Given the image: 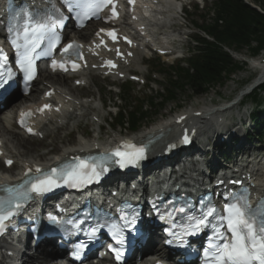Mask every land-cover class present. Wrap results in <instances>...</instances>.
Listing matches in <instances>:
<instances>
[{
    "label": "snow or ice",
    "instance_id": "1",
    "mask_svg": "<svg viewBox=\"0 0 264 264\" xmlns=\"http://www.w3.org/2000/svg\"><path fill=\"white\" fill-rule=\"evenodd\" d=\"M130 3H134L135 0H129ZM64 3L68 6L69 11L74 9H80L81 4L79 0H64ZM108 5H111V16L107 19H116L118 18V12L116 11L115 0H89V2L84 6L85 11H77V17L81 19V26L83 19H90L92 16H98V14ZM53 13L59 12V9H56L53 5ZM60 23L63 22V17L59 19ZM101 32L107 31L101 29ZM44 33L50 34L51 39L49 51L41 53L42 55H50L51 49H54L60 41V36L54 31V24L52 27H49L48 23L38 22L34 28H25L24 29V50L19 59V65L21 69L26 74L27 80L31 81L35 78V56L34 53L36 48L39 46L36 41L40 39V36ZM99 35V32L97 33ZM108 35L117 39L116 30L113 29L108 31ZM125 39H127L125 37ZM131 43V41H128ZM103 43V41H102ZM12 44L19 48L20 45L17 44V40L13 39ZM82 46L79 44L69 43L64 46L62 51L67 53L70 49L75 48L77 54L82 57V54L79 53V49ZM117 54L120 55L119 50ZM0 56L6 58L2 50H0ZM106 64L115 67L112 61H106ZM57 66L64 68L63 62L53 60L52 67L55 69ZM73 69H76L78 65L73 64ZM8 75L11 76V69L8 70ZM7 81H5L6 83ZM3 85L0 84V87ZM46 95H51V92L46 93ZM50 105H44L39 111H44V109L50 108ZM31 115V113H22L21 114V124L25 123L24 117ZM180 119H184L180 117ZM28 131H32L31 128ZM184 142H188L187 135L184 137ZM129 151H121L118 147L111 154H108L104 157V160L110 159L112 156L120 157V159L115 162L120 165V167H126L128 164H135L140 159L143 158L144 148H137L135 145L130 142H125L124 145ZM78 162L75 164H69L63 168L57 169L52 168L50 172L45 173L43 178L36 179L35 182H29L25 180V184L30 183V188L27 189L24 193H18V195L27 196V192L43 193L51 191L55 187H59V181H63L64 184H69L72 186H80L82 184L92 183L93 181H98L101 175L104 172H107V167H101L99 170L95 160L89 163L85 160L77 158ZM8 165H11L13 161H6ZM31 169H28L30 172ZM28 172L25 173V176L28 175ZM36 172H41L39 167L36 168ZM235 183V182H234ZM8 192H15L14 188H7ZM244 197H240L236 203H231L225 206V211L228 213L227 216H221V221L227 222V229L231 234V239H228L227 233H217L219 239L222 241L219 245H210L209 249L205 250V257L209 258V264H264V223H261L259 226L256 225L254 215L251 213L250 206L247 203H240V200H243ZM14 200L10 198L8 201L0 200V230L3 229V223L9 218L13 213L11 206L13 205ZM5 204L8 205V208H5ZM17 208L19 204L15 205ZM183 211V209H181ZM215 209H209L207 212L208 216H211ZM205 219H198L194 225L197 231L205 225ZM223 226V224L221 225ZM98 231V228H93L92 233L94 234ZM112 235L116 238V243L123 246L124 236L123 231L116 225H112L110 228ZM86 245H79L77 250L73 253L76 258H79L80 252ZM111 247V246H110ZM116 254V259L119 261L123 257V250L121 248H112L111 249Z\"/></svg>",
    "mask_w": 264,
    "mask_h": 264
},
{
    "label": "trees",
    "instance_id": "2",
    "mask_svg": "<svg viewBox=\"0 0 264 264\" xmlns=\"http://www.w3.org/2000/svg\"><path fill=\"white\" fill-rule=\"evenodd\" d=\"M208 14L209 20L201 29L211 40L197 38L195 53L185 60L187 67L176 65L159 69L166 77L163 92L147 100H136L137 105L130 109H122L114 119L118 127L136 131L159 115L167 103L175 102L181 92L190 91L197 96L223 85L231 74L243 69L242 63L233 60L231 52L249 48L256 54L264 50V0H213ZM261 89L264 90V85ZM124 91L129 90L124 88ZM258 95L255 92L253 99ZM130 101L127 104H131ZM144 101L150 110L142 109Z\"/></svg>",
    "mask_w": 264,
    "mask_h": 264
},
{
    "label": "rangeland",
    "instance_id": "3",
    "mask_svg": "<svg viewBox=\"0 0 264 264\" xmlns=\"http://www.w3.org/2000/svg\"><path fill=\"white\" fill-rule=\"evenodd\" d=\"M195 3H197L196 0H192V4ZM198 14L199 13L195 11H192L188 14L185 13L182 16H180V18L174 21L175 25L173 28L174 32L172 33V37L178 39V42H175L176 47L178 48L179 51H182L183 54H185L186 48L188 47L187 34L192 32V23L199 24L197 22ZM254 45L255 43L252 44V46ZM250 55L251 53L249 48H245L240 52H231V56L233 60L237 63L244 62L245 59L249 61ZM257 57H261V54ZM141 70H142L141 72H135V74L139 76L147 77L148 69L145 67V65H142ZM256 74H257L256 70L250 68L249 64H247L246 62L245 65L243 66V70L234 72L233 74L230 75V78L224 82L223 85L215 86L211 88L206 94L196 96L190 94V91L181 92L180 95L177 96L175 102L167 103L164 109L159 113V115H157L155 118L147 120V122H145L146 124H144L141 128H139L135 133L149 129L154 124L171 117L173 114L186 110L190 105H191L190 108H192L194 105L196 106V108H202L203 101L205 102V106L207 107L213 108L212 106H216L215 109L220 108L219 106H222L223 104H227L231 100H233L236 96H239L241 91L244 90L246 86L251 81H253L254 78L256 79V77L258 76V75L256 76ZM152 77H154V79ZM150 78L151 80H149V85H145L144 87H142L141 85L138 86L136 85L134 87L135 90L133 94L135 96L149 97V96H153L156 92L161 90V84L163 83V78L158 74H155V76L149 75V79ZM42 81L44 82V79L38 80L34 88L40 87L43 83ZM121 82L123 81H118L117 83L113 84L111 83L110 80L103 79L100 76H94V83H90L88 86L84 88H76L75 91H69V89L66 90L68 93L74 96H76V94L77 96L78 94L79 96L83 94L84 101H88V100L91 101L99 97V94L97 93V89H98V92L100 91V97L103 100V104H105V106H109V109L101 108L95 111L97 114L96 119L98 120V122H90L87 118H83V119L75 118L74 120L71 121L69 120L70 122L66 121L63 122L62 124L54 123V126L56 128H60L56 133V136L55 135L52 136L53 133H55V131H53L55 128H53L52 129L53 133L49 132L50 134L49 136L44 137L41 140L36 139L28 142L29 145L34 147V151L31 152L32 157L40 161L48 160L53 156H55L58 152H60L63 147L74 145L78 143V141H84V140L88 141L91 137H93V135H95V131L97 130L99 123H102V126H100V130H101L100 139L102 141L116 137L119 132L123 135L124 134L131 135L132 133L127 131V129L117 128L113 130L107 124V119L109 118V116H113V112L116 109V106L118 104L121 105V102H116L114 104V107H112L111 105L113 103L112 97L116 96L114 91L117 90L116 88L121 84ZM71 84L72 82L69 83L68 85ZM68 85L67 87H69ZM36 93L33 94L32 91L33 94L32 96H35ZM25 99L30 100V94ZM206 104H212V106H208ZM9 111L10 108L7 107L0 112V115L3 116L7 113L9 114ZM222 117H224V115ZM8 121L9 123H11V119L9 117H8ZM67 122L69 123L67 124ZM10 128L14 133L17 132L16 129H14L13 124L12 127L10 126ZM0 133L3 135L2 137L4 138V140L7 143H9L10 152L13 155H15V160L19 162V159L16 158V155H18L19 152L23 153L21 152L22 149L21 148L17 149L15 148V146H13L14 143L11 141L12 139L8 134L2 132L1 130ZM45 135H47V131L45 132ZM50 153H54V155L48 157L47 155H50ZM40 154H44L42 158H40V156L39 157L37 156ZM16 170L17 169L15 168H13L11 171L4 170V168H2V165L0 163V173L6 177L14 175Z\"/></svg>",
    "mask_w": 264,
    "mask_h": 264
},
{
    "label": "bare ground",
    "instance_id": "4",
    "mask_svg": "<svg viewBox=\"0 0 264 264\" xmlns=\"http://www.w3.org/2000/svg\"><path fill=\"white\" fill-rule=\"evenodd\" d=\"M165 7H166V14L170 17V16H173L177 13L175 7L173 6V4L170 3L169 0H166L165 1ZM156 7H158L156 5ZM164 7V6H163ZM69 39H72V37H69ZM163 47L164 49H167L169 50L170 47H169V44H166V42L163 43ZM134 54L132 56V58L128 59V65H126L123 68H121L118 73H125L126 71L128 70H137V71H140V64L142 63V54H143V50L140 49V47H136L135 49H132L131 50ZM249 66L251 68H254L256 70H258V76L256 77L255 79V82H258L260 81L261 79L264 78V65H259L257 62H250ZM117 71L113 74V76L117 75L118 74ZM40 76L43 77V79L45 80L46 83H48V87L47 89H50L51 86H54L55 84L56 85H60L62 87L63 90H58V88H56V93L57 95L60 97V103L58 104H64L65 106V103H68V102H71L72 103V106L74 107V110H77V109H84L85 111L88 110V108H93L94 107V104L93 103H90V102H82L80 101L79 103L77 102L78 100V97L77 96H70L71 98H68V99H71V101H69L67 98H66V95H68L67 93H65V90L69 89V90H75V87L74 86H69V88L67 87L68 85V82H67V78L68 76L66 75H57V74H49V73H46V72H41L39 74ZM85 75H90V73H83L81 74L80 76H78V78H76L77 80H80V81H84L85 84H86V81H85ZM94 75V74H93ZM91 81L93 80V76H88ZM38 87V85H37ZM31 91V90H30ZM33 91V94L36 93L35 96H32V92L28 93L30 94V97L32 96V98L35 99V97L39 94V90L37 88H33L32 89ZM100 103H102V100L101 98H99V103H97V105L95 107H98L100 106ZM20 104H22L20 101L19 102H15L10 108L12 109V107L17 108L20 106ZM58 104H56L58 106ZM70 105V104H69ZM202 108L200 110L201 112V115L199 116L200 118H203V117H206L207 119L210 118V121H203L202 120V125L201 127H204V126H209L211 127L212 126V122L211 121L213 118L214 120H216V118H219V117H222L223 116V112L228 110L227 106H223V107H220V108H211V107H207L205 106V102L203 101L202 102ZM59 107V106H58ZM94 107V108H95ZM195 106H193L192 108H189L188 110H185L183 112H180L179 114H176L175 117H177V115H182V114H187L189 112H191V110L193 111H199L197 109H194ZM68 109V108H67ZM74 110L73 111H68L66 114H62V116H50L48 118L49 120V124L51 126H54V123H63L65 122L67 119L68 121L69 120H72L73 118H76L78 116L75 115L74 113ZM192 111V112H193ZM103 112V111H102ZM96 113V112H95ZM223 113V114H222ZM103 114V113H102ZM206 115H211V116H206ZM8 113L6 115H4L3 117H0V130L2 132H5L6 134H8L10 137H11V141L14 143L13 146H15V148L17 149H22L21 152L23 153H18L17 155V158L19 159V155L20 157L22 158L21 159V163L23 165H25L26 163H31V162H37L38 164H42V165H45L46 163H53L54 161H56L57 159L59 158H62L63 156H66V155H70V154H73V152H81L83 150H85L87 147H94L95 145H98V140H96V138H88L89 140L88 141H78V143L74 144V145H71V146H66V147H63L62 150L60 152H58L55 156H53L52 158L48 159V160H44V161H40V160H36L32 157L31 155V152L34 151V147H32L31 145H29L28 142H30V137H24L23 134L21 133H14L12 131V129L10 128V123L8 121ZM175 117H171V118H167L168 120H162L156 124H154L153 126H151L149 129L147 130H144V131H141V132H138V133H134L132 134L131 136H129L130 138L134 139V140H138V139H141L142 137L148 135V134H157L159 132H161L163 135H165L168 130H167V126H169V120H172L174 119ZM59 126V125H58ZM50 128L49 127H44V126H41L39 128V131L41 133H43V136H45V132L48 131ZM1 136V135H0ZM2 141V146H4V151L5 152H8L11 154L10 152V149H9V143H7L4 138ZM12 150V149H11ZM29 154V155H28ZM44 154H40V155H37L38 157L40 156V158H42ZM15 156V155H14ZM8 158H12V156H8ZM42 162V163H41ZM15 166L18 168L19 165H17V162L15 164ZM264 168V167H263ZM12 169V168H10ZM23 171V170H22ZM184 172H182V175L183 174H186V170H183ZM12 173V172H11ZM259 178H260V183L261 185H264V169L261 171L260 174H258ZM2 178H5L3 176H0V179ZM163 253V251H158V250H155L153 251L150 255L154 256V255H157V256H161V254ZM149 255V256H150ZM38 257H35L34 259L37 260Z\"/></svg>",
    "mask_w": 264,
    "mask_h": 264
}]
</instances>
